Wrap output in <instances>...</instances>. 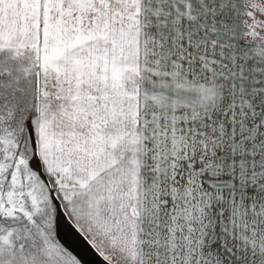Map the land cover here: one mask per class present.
Instances as JSON below:
<instances>
[{
	"label": "snow or ice",
	"instance_id": "snow-or-ice-1",
	"mask_svg": "<svg viewBox=\"0 0 264 264\" xmlns=\"http://www.w3.org/2000/svg\"><path fill=\"white\" fill-rule=\"evenodd\" d=\"M30 60L0 105V264H264V0H0Z\"/></svg>",
	"mask_w": 264,
	"mask_h": 264
},
{
	"label": "crops",
	"instance_id": "crops-1",
	"mask_svg": "<svg viewBox=\"0 0 264 264\" xmlns=\"http://www.w3.org/2000/svg\"><path fill=\"white\" fill-rule=\"evenodd\" d=\"M29 64L30 60L27 57H13L7 50L0 52V105H3L5 101L9 104L15 103L18 105L19 102L22 101V106L27 104L34 79V74L32 72L25 73V69ZM65 232H71L75 234L76 237H79L81 240L79 242H84L85 245L89 247L90 255H92L94 259L96 258L95 256L97 255L82 237L75 233L70 227H68ZM70 250H73L74 253L82 259V264H88L71 246Z\"/></svg>",
	"mask_w": 264,
	"mask_h": 264
},
{
	"label": "bare ground",
	"instance_id": "bare-ground-1",
	"mask_svg": "<svg viewBox=\"0 0 264 264\" xmlns=\"http://www.w3.org/2000/svg\"><path fill=\"white\" fill-rule=\"evenodd\" d=\"M68 227H70V226H68V225H62L61 226V230H60L61 238L64 239V241L68 245H70L83 259H85L88 262V264H91L90 262L92 260L95 264H102L101 262L97 263L98 260L94 259L92 257V255H90L89 247L87 245H85L84 242L80 243L79 241H81V240L79 237H76L75 234H73L71 232H69V233L65 232Z\"/></svg>",
	"mask_w": 264,
	"mask_h": 264
},
{
	"label": "water",
	"instance_id": "water-1",
	"mask_svg": "<svg viewBox=\"0 0 264 264\" xmlns=\"http://www.w3.org/2000/svg\"><path fill=\"white\" fill-rule=\"evenodd\" d=\"M95 257H96L95 259L98 260L97 263H98V262H101V263H102V261L100 260L99 257H97V256H95ZM87 263H88V262H87ZM90 263H91V264H95V263L93 262V260H92Z\"/></svg>",
	"mask_w": 264,
	"mask_h": 264
},
{
	"label": "rangeland",
	"instance_id": "rangeland-1",
	"mask_svg": "<svg viewBox=\"0 0 264 264\" xmlns=\"http://www.w3.org/2000/svg\"><path fill=\"white\" fill-rule=\"evenodd\" d=\"M23 68H24V67H23ZM21 103H22V101H21V102H19V105H20V106H22V104H21Z\"/></svg>",
	"mask_w": 264,
	"mask_h": 264
}]
</instances>
